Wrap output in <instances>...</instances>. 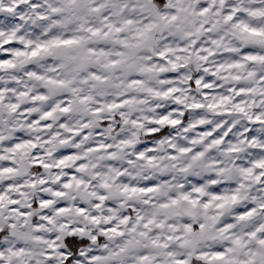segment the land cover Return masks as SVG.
I'll use <instances>...</instances> for the list:
<instances>
[{"label":"clouds","instance_id":"1","mask_svg":"<svg viewBox=\"0 0 264 264\" xmlns=\"http://www.w3.org/2000/svg\"><path fill=\"white\" fill-rule=\"evenodd\" d=\"M0 264H264V0H0Z\"/></svg>","mask_w":264,"mask_h":264},{"label":"snow or ice","instance_id":"2","mask_svg":"<svg viewBox=\"0 0 264 264\" xmlns=\"http://www.w3.org/2000/svg\"><path fill=\"white\" fill-rule=\"evenodd\" d=\"M41 47H43V46H41ZM36 54H37V53H35V52L33 53V55H36Z\"/></svg>","mask_w":264,"mask_h":264}]
</instances>
